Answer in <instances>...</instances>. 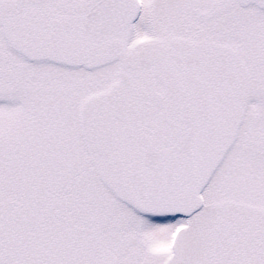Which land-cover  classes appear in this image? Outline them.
<instances>
[{"label": "snow or ice", "instance_id": "snow-or-ice-1", "mask_svg": "<svg viewBox=\"0 0 264 264\" xmlns=\"http://www.w3.org/2000/svg\"><path fill=\"white\" fill-rule=\"evenodd\" d=\"M0 264H264V0H0Z\"/></svg>", "mask_w": 264, "mask_h": 264}]
</instances>
